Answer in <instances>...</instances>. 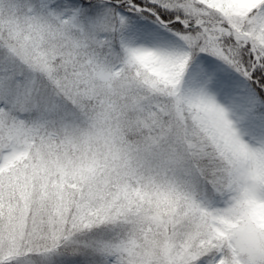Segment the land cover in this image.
Segmentation results:
<instances>
[{"label":"clouds","instance_id":"1","mask_svg":"<svg viewBox=\"0 0 264 264\" xmlns=\"http://www.w3.org/2000/svg\"><path fill=\"white\" fill-rule=\"evenodd\" d=\"M264 0H0V264H264Z\"/></svg>","mask_w":264,"mask_h":264},{"label":"snow or ice","instance_id":"2","mask_svg":"<svg viewBox=\"0 0 264 264\" xmlns=\"http://www.w3.org/2000/svg\"><path fill=\"white\" fill-rule=\"evenodd\" d=\"M137 2H138V0H137ZM254 76H260V83L261 84H264V76H261V73L259 72V71H256L255 73H254Z\"/></svg>","mask_w":264,"mask_h":264}]
</instances>
